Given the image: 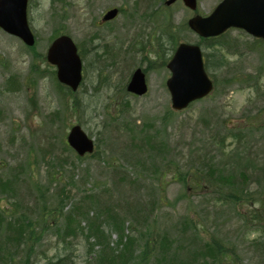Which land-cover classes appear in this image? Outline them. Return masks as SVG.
<instances>
[{
	"label": "rangeland",
	"instance_id": "374dc122",
	"mask_svg": "<svg viewBox=\"0 0 264 264\" xmlns=\"http://www.w3.org/2000/svg\"><path fill=\"white\" fill-rule=\"evenodd\" d=\"M198 1L196 13L206 15L221 0ZM163 3L30 0L29 20L37 36L33 52L38 54L0 28V177L15 176L14 185L0 192L1 203L10 213L22 211L26 220L38 219L40 195L49 208L57 203L64 211L82 201L91 216L99 208L116 209L126 219L125 233L152 229L153 238L168 235L172 249L166 258L173 264H203L195 255L212 238L236 248L235 255L225 254L224 264H264V222L253 209H261V203L245 202L236 208L223 193L184 187L175 173L209 160L227 176L236 170L232 173L238 178L244 170L251 180L249 189L264 188V44L243 30H231L227 40L231 44L224 49L233 54L228 65L215 71V91L189 110L169 114L170 71L157 56L159 51L168 61L174 52L166 24L171 20L178 43H196L200 38L190 29L178 28L194 11L182 1L170 7ZM112 7L121 9V14L102 24L103 14ZM58 31L70 35L86 53L84 82L69 95L68 107L52 75L54 68L45 60ZM149 64L157 65L147 73L148 94L139 97L125 91L134 70ZM59 110L62 118L56 116ZM76 124L96 139V157L80 161L66 146L67 133ZM54 173L56 182L51 181ZM216 182L228 186L219 178ZM91 190L94 198L84 201ZM137 209L149 214L143 224H136L132 211ZM57 213L43 229L34 222L38 232L30 241L33 248L20 245L7 264H43L62 254L72 256L75 264H88L96 257L101 246H93L94 239L80 230L77 236L67 234ZM80 225L86 227L87 220ZM103 227L115 245L117 233L111 226ZM3 248L13 250L16 245L6 243ZM162 258H153L151 264Z\"/></svg>",
	"mask_w": 264,
	"mask_h": 264
},
{
	"label": "trees",
	"instance_id": "16d2710c",
	"mask_svg": "<svg viewBox=\"0 0 264 264\" xmlns=\"http://www.w3.org/2000/svg\"><path fill=\"white\" fill-rule=\"evenodd\" d=\"M178 28L181 31L186 30L187 24L182 23L178 26ZM59 33L60 32L58 31L55 34L58 35ZM165 33L172 41V44L174 43L173 49L175 50L179 42V37L177 35V32L174 31L172 27L171 20H169L166 24ZM228 38L229 33H226L217 38L200 40V43L203 44L207 50H212L210 53H206V66L208 70L214 71V73L211 75L215 81V85L218 84L215 71L228 65L230 63V55L233 54L231 53L230 48H228L230 50L224 49V46L228 47V45L231 44V42L227 41ZM254 41L256 43L264 44L259 39H255ZM29 49L33 52L36 48ZM157 56L160 58V60H162L161 66H166L167 57L164 56L163 53L161 54L159 51L157 52ZM34 57L36 58L35 55ZM37 58L43 59L40 57ZM153 65L154 64H149L146 67L147 69L145 70L149 71L152 68H156L155 65L157 64H155L154 66ZM36 67L40 71L39 66L36 65ZM32 75L36 74L32 72ZM57 86L60 89V93L66 100L65 106L68 107L70 103L69 99H71L69 95H74V93L69 92L59 84H57ZM77 103L78 102L75 101L72 105L73 111H75V104ZM169 114H175V112L169 109ZM56 116H58L59 118L63 117L60 110L56 112ZM146 125H149V123L143 126L144 130L147 129ZM142 133L143 131H141V135ZM233 137L237 138L239 137V135L233 134ZM98 154L99 151H97L91 157H96ZM202 162L203 163L201 164V166L179 170L176 169V166L178 164H175L174 168L176 169L175 173L178 181H180L184 187L191 188L192 190H196L199 193L211 195H218V193H223V199L228 202L230 200L236 208L237 206H242V204H244L245 202L248 204L251 203L252 205L261 203V209H257L255 207H253V209L257 212V218L264 222V188L259 189V191L249 189L251 180L244 170H240L239 177L236 178L234 173H232L236 170H229L230 174L227 176V172L221 167H217L218 165H214L211 163L208 164L209 160H204ZM167 163H171V161L168 160ZM52 175L53 180L51 181L56 182V177L58 176V174L54 173ZM14 178L15 176L9 180H3L0 177V192H7V190L14 185L15 182H13L12 180ZM217 178L226 182V184L228 185L226 189L222 187V184H218L216 182ZM159 187V189L162 191L163 186ZM223 189L225 190L223 191ZM93 198V190H91L89 194L84 197V201H90ZM37 201V205L39 204V213H37L38 219L26 220L25 214L22 213V211H16V213L14 214L13 212L10 213V208H6L0 200V236H3V239H0V261L2 263L7 264L8 261H11L13 259V254L15 256V251L20 249V245L21 247L24 246L25 248H33V245L30 244V241L34 239L36 233L38 232L35 229L36 227L34 222L38 221L43 229L45 226L51 225L50 223L53 221V218L56 219V217H53V214L58 212V216L65 221V225L63 221L61 222L60 226L63 227L64 225L67 234L77 236V234L79 233L78 231L80 230L87 239H94V242L92 244L93 246L95 244L101 246V248L96 250V257L93 260L89 261L88 264H151L153 258H162L164 255V258L158 260L159 264H173V262L169 261L168 257L166 258L168 254L170 255L172 249V245L169 243L171 242V239L168 235L163 234L162 236H157L160 235L157 234L155 238H153L156 233L152 232V229H149L148 231L145 230V232H138V235L132 232L131 234L125 233L126 219L120 213H116V209H109V207H106L104 209L99 208V210L95 211V215L91 216V209L87 206H84L82 201L80 203L72 204L67 211H64V207H60L59 210V205H56L57 203H55V206H53V208H49L48 202L44 199L43 195H40L37 198ZM16 203V207H19L18 201H16ZM142 211L143 210L140 209H137L136 212L132 211L134 213V217H136L137 219L136 224H143L149 218V214H144ZM259 213L261 216L259 215ZM83 219L87 220L86 227H81L80 225ZM104 225L111 226V228L117 233L118 239L115 242V245H112L110 243L108 233L103 227ZM60 229L61 228H58V230ZM205 241L206 244L204 250L198 252L195 255V259L201 257L202 260L198 258V261H202L203 264H224L223 257L226 253H228V255H235V252H237L236 248H231L225 245L221 241V239L212 238L211 240ZM6 243L7 245H16V248H13V250H9L11 248H3L4 245L6 246ZM141 243H143V245L140 246L141 248L137 247ZM71 257L72 256L70 255L66 256L64 254L56 255L53 259H50L48 261L46 260L43 264H75Z\"/></svg>",
	"mask_w": 264,
	"mask_h": 264
},
{
	"label": "water",
	"instance_id": "95a60500",
	"mask_svg": "<svg viewBox=\"0 0 264 264\" xmlns=\"http://www.w3.org/2000/svg\"><path fill=\"white\" fill-rule=\"evenodd\" d=\"M175 1L168 0L166 4L171 5ZM184 2L191 9L197 8V0ZM27 5L28 0H0V26L31 46L35 37L27 19ZM118 12L117 8L108 11L103 20L114 19ZM188 24L204 38L216 37L229 28L237 27L264 40V0H222L209 16L197 15ZM47 60L56 66L60 83L73 90L78 89L82 81V60L71 37L63 35L57 38L48 49ZM167 67L171 72L167 87L174 109L183 110L213 90L200 45L181 43ZM127 89L138 95L147 93L146 73L141 68L135 70ZM68 141L81 156L94 151L93 139L79 125L72 128Z\"/></svg>",
	"mask_w": 264,
	"mask_h": 264
},
{
	"label": "bare ground",
	"instance_id": "6f19581e",
	"mask_svg": "<svg viewBox=\"0 0 264 264\" xmlns=\"http://www.w3.org/2000/svg\"><path fill=\"white\" fill-rule=\"evenodd\" d=\"M138 133V132H137Z\"/></svg>",
	"mask_w": 264,
	"mask_h": 264
}]
</instances>
